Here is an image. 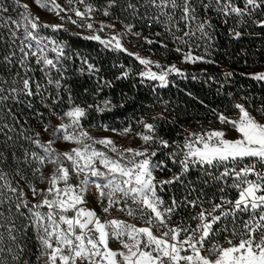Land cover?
Masks as SVG:
<instances>
[{
	"label": "snow or ice",
	"instance_id": "obj_1",
	"mask_svg": "<svg viewBox=\"0 0 264 264\" xmlns=\"http://www.w3.org/2000/svg\"><path fill=\"white\" fill-rule=\"evenodd\" d=\"M33 2L42 10L54 13L61 23L41 21L22 0H0V29L7 30L6 35L0 33V43L9 48L0 63L9 70L15 69L11 79L0 76V106L5 110L3 119L6 121L11 116L14 121L0 124V135L5 138L0 143L7 145L15 165L5 170L9 156L6 151H0V206L7 205L8 213L14 207L28 221L18 228L15 218L0 210V264H9V255L13 264H264V122L257 119L244 103L237 102L233 105L239 113L235 117L212 110L222 126L237 133L235 138H227L224 128L200 132L186 129L182 141H170L160 135V125L155 122L167 121L163 113L153 116V122L141 116L121 129L108 124L98 125L104 131L125 137L132 134L134 139L142 141L139 148L121 150L112 137L93 136L85 128L84 121L93 112L103 114L123 108L131 97L122 94L119 104L113 103L110 95L101 100L104 90L114 87L113 81L99 75L100 68L87 53L72 51L66 41L41 32L42 29H50L53 33L67 32L66 23L86 29L92 34H72L96 41L104 50L126 53L142 66V70L134 72L131 67L120 64L121 73L116 80L139 77L141 85L147 83L155 91L175 83L169 79L171 75L188 79L189 74L175 64L164 65L151 57L129 51L123 40L128 35L141 37V32L134 31L136 24L124 23L117 17L122 25V29L117 30L116 22L96 20L94 13L110 17L113 16L112 9L119 8L133 19L144 21L149 29L153 25L162 28L163 32L155 35L167 33L174 42L187 47V52L181 47L175 50L182 53L185 62L192 64L216 63L206 55L192 53L195 41L205 42V53L208 52L214 40L211 17L198 14L196 0H136L135 3L133 0H123V3L121 0H107L102 9L87 0H66V7L58 0ZM198 2L205 12L211 10L220 16L223 24H228L231 19L238 24L251 20L264 27V19H255L257 14L264 16V0H242L243 6L235 0ZM141 9H144L143 13ZM106 29L108 35L101 36ZM176 32H182V35L177 36ZM229 32L234 38L242 35L235 28H230ZM143 39L148 44L160 43L167 48L163 40ZM75 60L80 65L75 70L77 74L95 79L93 92L84 89L91 95L93 103H78L66 83L69 77L65 62ZM37 71L42 73L41 79L36 78ZM233 75L234 72L225 71V82ZM197 78L196 74H191V79ZM250 78L264 82V72L252 73ZM62 92L67 94V108L61 114L54 106L65 102ZM37 97L61 122L55 126L50 122L42 124V132L35 131L32 135H25L28 130L21 125L17 138L34 145L35 149L21 145L22 155L17 156V140L9 133L17 132L16 125L21 117L9 104H23L41 118L43 113L35 110L32 103ZM48 100L51 103H47ZM255 111L264 117V103ZM133 123L143 130L133 133ZM50 127L51 138L45 141L42 134L48 133ZM9 141L12 143L8 144ZM57 141L76 146L58 150L54 147ZM159 154H164L166 159H155ZM166 161L179 170L167 179L158 180L156 172L171 171ZM49 165L51 171L46 176L44 169ZM197 168L202 172L204 184L211 180L221 185V193L225 192V187L235 189L237 198L233 200L221 195L217 202L205 201L201 195L193 197L197 189L189 175ZM36 180L46 187L37 188ZM167 185H180L187 195L179 200L172 196L166 203L159 193ZM25 187L33 200L37 196L42 199L32 203ZM88 196H95L100 214L95 208L87 207ZM206 202L209 204L207 208L204 207ZM186 208H199L191 216V220L197 222L195 227L183 220L175 225L172 222L178 210ZM113 209L126 213L133 220L143 221L145 226L112 216ZM244 216L248 218L243 220ZM29 228L34 231L37 243V253L33 254L32 261L23 259L25 245L19 242L18 235H27ZM154 229L160 234H155ZM222 233L225 234L223 244L216 239ZM236 238L238 242H234ZM110 242L118 243L120 247L113 249Z\"/></svg>",
	"mask_w": 264,
	"mask_h": 264
},
{
	"label": "trees",
	"instance_id": "obj_2",
	"mask_svg": "<svg viewBox=\"0 0 264 264\" xmlns=\"http://www.w3.org/2000/svg\"><path fill=\"white\" fill-rule=\"evenodd\" d=\"M10 2V0H8ZM61 2H64L61 0ZM96 4H100L102 2H107V0H95ZM135 3L136 0H133ZM123 3V0H121ZM197 4V12L200 16H212V23L214 25V40L211 42V46L208 48V52L205 53V42L203 41H195L192 44V50L200 53L201 55H206L207 59L214 60L215 62H221L225 66H229L236 71V69L246 72L248 66L256 65L264 60V40L262 38V33L264 32V27H260L248 20L244 24H238L235 19H231L228 24L222 23V18L218 16L214 11L209 10L205 12L202 7H200L198 0ZM9 11L13 16L16 15L15 12H12L10 8ZM144 9H141L143 13ZM151 11V10H149ZM113 14L115 15H124L129 16L130 21L136 24V29L141 30L143 32H147L150 29L145 26V22L141 20L133 19L129 13L121 11V9L116 8L112 9ZM247 19V18H246ZM156 26V25H153ZM184 25L181 23V28ZM235 28V30L240 31L242 35L239 38H234L233 35L230 34L229 29ZM162 29V28H161ZM163 31V29H162ZM0 33L6 35V29H0ZM74 32H65L59 31L57 34V39L66 41L70 46L72 51H78L82 54L87 53L90 60H92L99 68L102 77L105 79L113 81L114 87L111 89H105L101 94L100 99L102 100L105 96H111L113 99V103L119 104L122 99V94H126L127 97H131V99L127 100L125 106L123 108H116L110 115H112L113 120H122L125 116L136 115L137 113L143 114L147 110H149L148 105H152L155 101H160L163 99H170L171 105L177 104L176 106V115L184 114L185 106L189 108L198 106L204 107V105H208L211 108H216L218 106H222L225 101L230 98L228 91L232 88L236 91L238 95L247 93V86L254 85L257 86V83L254 79H251L249 76L242 77L240 76L239 82L236 81L238 87L241 86V89L234 88V86H230L229 88L225 87L227 94H221L219 91L215 89L217 82L224 80L223 73L220 72L219 65L209 64L202 62L201 65L207 66L209 70L200 71L198 78L193 80L188 79L187 81H180L176 78L175 83L172 86H169L168 89L162 90V95H157L154 97V91H151V88L147 85H141L139 83V77L135 79L129 78L127 80H116L115 78L120 75L121 69L119 68L120 64L125 65V67L130 66L131 68H140L138 61L128 56L126 53L121 52H113L110 50H104L103 47L96 41H89L83 39L80 35H73ZM175 35L180 36L182 32H176ZM165 36V37H164ZM161 38V39H160ZM158 39L164 40L167 43V48L162 47L160 43H154L157 49H161L163 52H168V58H174L175 54H179L175 49L177 47H181L182 50L188 51L189 49L183 45H180L178 42H174L167 33H164L163 36H159ZM196 44H200V47H196ZM9 48L6 44L0 43V60H2L3 56L7 55ZM181 54V53H180ZM68 66V72L66 75L69 79L66 83L71 87L72 95L77 99L78 103L83 101H87L88 103H93L92 97L90 94H86L84 92L85 88L89 89V93L95 90L96 82L94 78H90L88 75H79L76 73V69L80 66L79 61H66ZM115 65V66H114ZM218 70V71H217ZM15 69L9 70L7 66L3 63H0V76L11 79ZM198 72V71H197ZM210 77H215V79H210ZM36 78L41 79L42 73L39 71L36 72ZM135 85V87H133ZM173 85L178 86L179 89L173 88ZM254 87V88H255ZM244 88V89H242ZM264 88L259 92H263ZM191 93L192 95H188ZM64 96V103H61L58 106H54L55 110L58 112V109L61 111L66 109L67 107V94L62 92ZM161 97V98H160ZM203 101V103H201ZM47 103H51V100L46 101ZM32 103L35 110L43 113V117L37 118L33 110L28 109L25 105H12L9 104V107L13 108V111L21 117L19 124L16 125L17 132L9 133L12 135L14 139L17 140L15 146V152L17 156L22 155V148H28L30 150H34L35 146L31 145L29 142L24 141L22 139H18L17 135L19 133L21 125L24 129L28 131L25 135H32L35 131L42 132V124L49 123L50 121V110L45 108L44 104L40 102V98H33ZM185 104V105H184ZM204 104V105H203ZM5 110L0 106V124L4 122L14 123L11 116L7 117L5 121L3 119ZM99 117H105V114H97L95 112L89 115V118L84 121L86 124L90 125L95 122L94 120ZM26 120V122H25ZM170 134V133H169ZM169 134L167 136H169ZM4 137L0 135V141H4ZM12 142L9 141L8 144ZM0 151H6V154L9 156V164L6 166L5 170H10L15 167L11 160V151L7 150V145L4 143H0ZM31 178V173H28ZM39 180H36L37 183ZM23 185L24 182L21 181ZM25 191L28 194V198L31 199V192L28 191L27 187H25ZM33 203V201H32ZM7 205L0 206V210L5 212L6 216H11L15 218V222L18 228H22L24 224L28 221L26 217L20 216L15 208H12L11 213L7 211ZM21 211H25L21 209ZM6 235V233H5ZM19 235V242L25 245V252L23 255L24 260L32 261L34 260V253H37V243L35 239L34 231L29 228L27 230V235ZM14 247V246H13ZM14 251H16L14 247ZM9 264H13L9 255Z\"/></svg>",
	"mask_w": 264,
	"mask_h": 264
},
{
	"label": "rangeland",
	"instance_id": "obj_3",
	"mask_svg": "<svg viewBox=\"0 0 264 264\" xmlns=\"http://www.w3.org/2000/svg\"><path fill=\"white\" fill-rule=\"evenodd\" d=\"M64 2H61V0H58V3L61 4V6L66 7V0H63ZM95 0H87L88 3H92L94 4L97 8H104L106 6V2H102L100 4H96L94 2ZM197 1V0H196ZM236 3H240L241 6L242 5V0H235ZM22 3H28L30 6L31 11L33 12L34 15H38L41 19V21L43 22H48V23H61L59 17H57L54 13H50L46 10H42L41 8H39L34 2L33 0H22ZM81 10H83V6L81 5ZM61 15H64V13H61ZM119 17V20H122L124 23H132V21H130L129 16H124V15H115L113 14V16L110 17H104L101 15L100 12H96L94 13V18L96 20H105L108 22H116V29L117 30H121L122 29V25L116 20V18ZM212 18V16H209ZM74 19H78L75 16H73ZM255 19H264V16H260L259 14L256 15ZM65 27H67L69 29V32H82L83 35H91L92 33L87 31L86 29H80L77 28L75 25H72L70 23H66ZM98 27V25H97ZM134 31H138L141 32L142 35L141 37H136L133 35H128L124 40L123 43L125 45V47H127L129 49V51L131 52H138L141 56L143 57H151L153 60H158L160 61L161 64L164 65H170V64H175L177 67L181 68L183 71H185L186 73L189 74V78L191 74H196L197 76L201 75L200 71H205V70H209L207 68V66H203L201 65L202 62H197L195 64L192 63H188L185 62L183 59V55L181 52H179V54H175L174 58L169 59L168 58V52L166 51H162L161 49H157V47L155 46V44H148L145 42V40L143 39V37H148L151 40L154 41H160V39H158L159 36H156L155 33L156 32H163L162 29L160 27L157 26H153L149 31L147 32H143L141 30H137L136 28L134 29ZM43 35H47V36H52L54 35L55 37H57L58 33H53L50 29H42L41 30ZM109 30H105L104 32L100 33L101 36H106L108 35ZM162 37V36H161ZM165 37V36H164ZM262 38L264 40V32L262 33ZM131 40H136V43L133 44L131 43ZM164 42V40H163ZM165 43V42H164ZM167 44V43H165ZM162 46V45H161ZM168 46V45H167ZM163 47V46H162ZM183 52H187L184 51ZM181 53V54H180ZM193 55H201L200 53H197L195 50H192ZM133 58V57H132ZM134 59V58H133ZM211 64V63H209ZM216 65H219V69L221 73H224L225 71H232L234 72L233 77L228 81L225 82V79L222 81H218L217 85H224L225 87L231 86L233 84V82H239L240 80V76L242 77H246L249 76L252 73H257V72H264V66L262 67H258L256 65H250L248 66V69L246 70V72H243L241 70L236 69V71H233L232 68H230L229 66H225L223 63L221 62H216ZM130 67V66H127ZM134 72H138L140 70H142V66L140 68H132ZM153 70L155 71V67H153ZM198 71V72H197ZM218 71V70H217ZM132 79H135L136 77H131ZM176 78L180 81H187L188 79H183L180 76H177L175 74L171 75L169 77L170 80L174 81L176 80ZM257 83V86L255 87L254 85H249L245 88H247V93L241 94L239 95V98H228L225 103H223L222 106H218L215 108V110L217 111H223L225 115L230 116V117H235L238 116V111L234 109L233 105L235 103H244L246 107L249 108V111L252 112L253 115H255L257 117V119H260L262 122H264V117H261L259 114L254 113L253 109H252V104L247 103L248 101H252L255 97V95L261 91V89L264 88V82L261 81H257L254 80ZM171 83L169 84V86H172ZM145 85L148 86L147 83H145ZM168 86V87H169ZM167 88H156V90L154 91V97L159 95H162V90L168 89ZM255 87V88H254ZM151 91L152 90V87ZM173 88L175 89H179V87L176 85H173ZM161 98V97H160ZM113 100V99H112ZM164 102H167V104H165ZM171 102H173L170 99H163L160 101H155L153 102L152 105H148L149 110H147L145 113L140 114L137 113L136 115H131L129 114L128 116H125L124 118H122V120H113L112 115H110V112H106L103 113L105 114V117H99L97 119H95L93 123H91L90 125L86 124L84 122V126L85 128H88V130L90 131V133L97 137H104V136H110L112 137L113 140L116 141L117 145L121 147V150H123V148L125 147H133V148H139L142 146V141L139 138H133L132 134H129L127 137L125 136H121L118 135L116 133H113L111 131H104L102 128L98 127V125L100 124H108L110 127H115L117 129H121L124 127L128 126V123L130 121H134L135 119L143 116L145 117L149 122H153L152 121V117L156 116L158 113H163L165 117H167V121H155L156 123H158L160 125V135L163 136L165 139L168 140H183V137L185 135V130H190L193 132H200V131H204V130H208V129H221L224 128L225 131L227 132V138H235L237 133L228 129L226 126H222L219 121L217 120L216 116L213 114V109L208 105H204V107H192L189 108L188 106H185V111L186 113H182L180 115H176V113L174 111H176V105L174 104L173 106L171 105ZM185 105V104H184ZM67 108V107H66ZM58 112H60L62 114V111L60 109H58ZM101 115V114H99ZM50 123L52 126L58 125L61 121L54 115H51L50 113ZM201 119V121L203 122V125L198 126L195 123L194 119ZM91 125H97V127H91ZM132 128H133V133H135L136 131H142L143 129L138 127L135 123L132 124ZM52 131V128H49L48 133H43L42 134V138L46 141L48 139L51 138L50 133ZM170 133V134H169ZM169 134V136H167ZM76 145H72L68 142H63V141H57L56 144L54 145V147H56L58 150H68L70 147H74ZM97 147H102L100 145H97ZM155 159H159V160H165L166 156L164 154H159ZM168 168L171 169V171H168V169H165L164 171H158L156 172V176L157 179H167L169 178L174 171H177V169H175L176 167H174L170 161H166ZM51 171V165H49L47 168L44 169V173L47 176L49 174V172ZM75 182V181H73ZM37 188H43L46 187L45 184H42L40 181H38L36 183ZM177 185L173 186V185H167L165 187V190L160 192L159 194L161 196H163L164 200L167 202L170 201V195H169V191L171 190V188L176 187ZM93 191H95V189H93ZM31 199L33 201V203L38 202L39 200L42 199V197L37 196L34 200L32 198V194H31ZM88 200V204L87 207L89 208H95L97 213L100 214L101 213V208L100 206L97 204L96 202V198L95 196H88L87 197ZM45 211L47 210L46 208L44 209ZM112 216L119 218V219H124L127 220L129 222L135 223L134 221H132V219L128 216H123L120 214L119 211H116L115 209L112 210ZM102 219L104 218L103 215L101 217ZM111 218V217H109ZM172 222L175 225L176 223L174 222L173 218H172ZM138 226H145L143 224V222L141 223H137ZM154 233L159 235V232H155L154 229ZM110 247H112L113 249H117L120 247L119 244H115L113 242H110Z\"/></svg>",
	"mask_w": 264,
	"mask_h": 264
},
{
	"label": "built area",
	"instance_id": "obj_4",
	"mask_svg": "<svg viewBox=\"0 0 264 264\" xmlns=\"http://www.w3.org/2000/svg\"><path fill=\"white\" fill-rule=\"evenodd\" d=\"M107 3V2H106ZM131 43L135 44L136 40H131ZM264 66V60H262L259 64L258 67H262ZM232 86H234V88H240L241 86L238 87V84L236 82H233ZM230 86L227 85V88H229ZM215 89L217 91H219L221 94H227V91L225 89V86L223 85V87H221V85H216ZM244 89V88H242ZM229 97L231 98H239V95L236 93L235 90H233L232 88L228 91ZM247 103L252 104V109L254 111V113L258 114L255 109L261 104L264 103V91L263 92H258L254 99L252 101H248ZM195 123L198 126L203 125V122L201 121V119L199 120L194 119ZM247 163V161H246ZM242 166V165H241ZM175 167V166H174ZM177 169V171L179 170L177 167L175 168ZM222 170V169H221ZM177 171H174L177 172ZM215 171V170H213ZM197 177H200V179H197ZM189 179H191L194 182V186L197 189V192L193 194V197L195 195H201V197L205 200H216L217 202H219V196L221 195H225L230 199L235 200L237 198V190L229 188V187H225V192L221 193L219 191L221 185L216 184L214 182H212L211 180L209 181V183L204 184L202 181L204 179L202 172L200 169H193L191 174L189 175ZM231 183V181H229V184ZM169 195L175 196L178 200L182 199L185 195H187V192L185 190V188L181 187L180 185H177L176 187L171 188V190L169 191ZM192 198V197H190ZM205 208L209 207V204L206 202L204 205ZM199 211V208L196 209H192V208H186V209H179L177 215L173 216V220L176 224H178L181 220H183L186 224H191L192 227L196 226V221H192L191 220V216L195 215L196 212ZM218 214V213H217ZM123 216H127L126 213L122 212ZM248 217L244 216L242 219L246 220ZM132 219V218H131ZM135 223H141L143 221H137V220H133ZM242 223V221H240ZM214 228L217 227V225L213 226ZM218 240L219 243L223 244L225 243V234H221L219 237L216 238ZM234 242H238V238H236L234 240ZM114 243V242H113Z\"/></svg>",
	"mask_w": 264,
	"mask_h": 264
},
{
	"label": "bare ground",
	"instance_id": "obj_5",
	"mask_svg": "<svg viewBox=\"0 0 264 264\" xmlns=\"http://www.w3.org/2000/svg\"><path fill=\"white\" fill-rule=\"evenodd\" d=\"M120 214H122V212H120ZM115 243V242H114ZM115 244H118V243H115Z\"/></svg>",
	"mask_w": 264,
	"mask_h": 264
}]
</instances>
